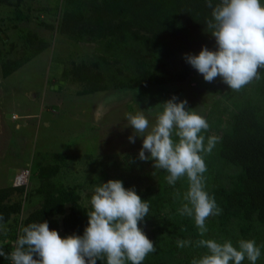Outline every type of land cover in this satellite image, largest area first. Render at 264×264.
Listing matches in <instances>:
<instances>
[{
    "label": "trees",
    "instance_id": "obj_1",
    "mask_svg": "<svg viewBox=\"0 0 264 264\" xmlns=\"http://www.w3.org/2000/svg\"><path fill=\"white\" fill-rule=\"evenodd\" d=\"M211 2L215 6L220 0ZM207 4L208 0H61L58 17L61 27L72 31L92 19L99 24L97 28L92 27L90 34L101 56L108 61L120 60L128 68L125 77L108 73V82L114 88L166 90L173 87L172 93L180 94L194 70L185 55H198L205 46L210 50L216 48L215 38L207 32V21L212 19V9ZM113 20L125 26L122 35L116 36L111 27L101 32V25L107 21L109 26ZM140 29L150 36L140 34ZM73 39L78 38L74 35ZM170 58H177L175 69L170 66ZM86 62L74 64L73 61L63 74L80 83L89 75ZM259 77L239 91L226 89L212 100L206 112L210 128L201 133L205 144L210 135L220 137L211 154L202 153L207 165L206 191L215 198L221 212L206 220L208 232L204 237L200 236L192 218L178 212L188 187L186 177L172 186L165 179L167 173L159 169L156 187L141 191L121 174L110 178L104 175L107 180H121L125 188H134L149 204V215L139 226L154 242L156 251L143 264H191L193 258L207 253L206 248L195 246L201 238L230 240L234 246L241 239L255 240L262 253L256 264H264V69L260 70ZM56 157L63 155L56 154ZM131 162L123 167L130 168ZM39 167L40 180L43 176L47 187L50 184L53 188L51 178L60 166ZM41 187L43 184H38L36 190ZM29 195V190L12 184L0 188V215L3 216L0 225L9 224L8 230H0V249L6 254L14 249L21 228L32 222L46 220L49 228L57 230L62 237L83 235L89 209L79 204L70 192L58 187L43 189L40 205L17 220ZM177 240H191L192 245L181 249ZM0 264H11V261L0 256ZM97 264L103 262L98 260ZM242 264L250 262L245 259Z\"/></svg>",
    "mask_w": 264,
    "mask_h": 264
},
{
    "label": "rangeland",
    "instance_id": "obj_2",
    "mask_svg": "<svg viewBox=\"0 0 264 264\" xmlns=\"http://www.w3.org/2000/svg\"><path fill=\"white\" fill-rule=\"evenodd\" d=\"M60 6L61 0H0V188L10 185L21 168L31 172L24 188L30 195L16 216L19 221L40 205L43 189L67 190L90 210L95 187L108 181L105 174H121L141 191L154 189L159 169L151 160L139 159L143 138L129 141L134 133L126 127V114L144 111L154 124L147 109L175 95L205 117L212 100L228 89L221 78L206 82L195 69L180 94L172 93L173 87L116 89L108 73L125 77L128 68L120 60L101 56L90 34L99 24L92 19L67 30L58 17ZM108 27L116 36L125 29L113 20L101 25V32ZM141 33L150 36L142 29ZM84 60L89 75L83 81L63 74L73 61ZM176 61L169 59L172 69ZM130 162V168L123 167ZM46 164L60 166L51 178L53 188L38 175L39 165ZM38 184L43 187L36 190ZM7 223L0 230H8Z\"/></svg>",
    "mask_w": 264,
    "mask_h": 264
},
{
    "label": "clouds",
    "instance_id": "obj_3",
    "mask_svg": "<svg viewBox=\"0 0 264 264\" xmlns=\"http://www.w3.org/2000/svg\"><path fill=\"white\" fill-rule=\"evenodd\" d=\"M207 6L212 9L207 32L215 38L216 48L205 46L198 55L186 54V62L206 82L219 77L229 89L239 91L259 79L264 69V4L261 0H220L213 6L208 0ZM187 104L186 99L178 101L174 95L147 109L154 115V124L150 125L145 112L139 111L126 114V127L133 129L131 143L136 136L143 138L139 159L151 160L155 169L164 170L169 185L187 178L184 203L178 212L192 218L204 237L208 232L206 220L219 215L221 209L206 191L207 165L202 153L211 154L220 137L210 135L205 144L201 133L210 125L200 111L187 108ZM22 169H28L30 177V169ZM148 215L149 204L134 188H125L119 179H109L94 189L83 235L62 237L49 228L48 221L32 222L21 228L14 249L7 254L0 249V256L11 264H97L98 260L103 264H143L156 251L154 242L139 226ZM176 243L181 249L192 245L191 240ZM195 246L206 248L207 253L193 258L191 264H242L245 259L256 264L262 254L261 247L251 239H241L234 246L230 240L201 238Z\"/></svg>",
    "mask_w": 264,
    "mask_h": 264
},
{
    "label": "built area",
    "instance_id": "obj_4",
    "mask_svg": "<svg viewBox=\"0 0 264 264\" xmlns=\"http://www.w3.org/2000/svg\"><path fill=\"white\" fill-rule=\"evenodd\" d=\"M28 177H29V170L28 169H22L14 175L12 184L14 186L26 187L28 185Z\"/></svg>",
    "mask_w": 264,
    "mask_h": 264
}]
</instances>
